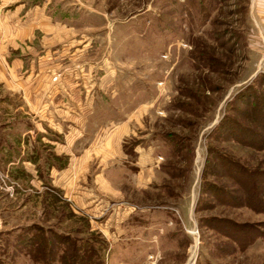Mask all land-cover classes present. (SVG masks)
Returning a JSON list of instances; mask_svg holds the SVG:
<instances>
[{
  "label": "rangeland",
  "instance_id": "obj_1",
  "mask_svg": "<svg viewBox=\"0 0 264 264\" xmlns=\"http://www.w3.org/2000/svg\"><path fill=\"white\" fill-rule=\"evenodd\" d=\"M54 5L57 17L99 23L88 29L98 38L87 54L73 51L43 67H56L53 81L64 72L100 86L102 106L90 113L89 136L121 120L131 130L119 141L124 157L105 162L108 191L95 201L105 203L92 212L75 208L48 180L45 163L59 166L63 157L51 160L41 146L54 132L44 124L41 131L39 109L27 108L18 91L24 66L5 72L12 55L23 62L31 55L10 46V57L0 58V264H264V0ZM225 117L253 138L216 129ZM135 149L150 158H142V169H150L138 177ZM215 152L257 171L260 209L204 192L210 181L245 198ZM87 162L89 179L98 157ZM232 223L239 230L225 226ZM251 232L258 235L243 249L228 236Z\"/></svg>",
  "mask_w": 264,
  "mask_h": 264
},
{
  "label": "crops",
  "instance_id": "obj_2",
  "mask_svg": "<svg viewBox=\"0 0 264 264\" xmlns=\"http://www.w3.org/2000/svg\"><path fill=\"white\" fill-rule=\"evenodd\" d=\"M55 1L0 0V43L4 44L1 47L0 58L10 57L11 47L13 51L16 49L31 55L28 62H23L20 55H12L10 63L12 67L8 65L5 72L9 74L15 70V66L17 68L24 66L21 72L25 73V76L23 80L21 77L18 78L17 84L20 87L18 91H22L27 108L39 109L37 121L39 125L41 124V131L47 129L42 124L53 128L55 139L49 138L50 145L41 144L42 148L46 147L44 152L48 157L51 156V160L63 157L59 166L50 160L45 163L51 186L60 189L62 195L71 200L75 208H89L92 212L101 207L99 204L105 203L100 199L97 200V204L95 202L99 197L96 193L105 194V190L108 191L106 187L109 186V181L105 176L107 168L105 162L124 157L119 141L122 135L130 132L128 125L130 122L125 120L113 122L106 134L99 136L96 128L92 136H89L87 130L90 125V113L94 110L98 112V108L102 106L97 90L100 86L93 85L94 82L89 83L86 76L76 81L65 78L64 72L53 81L51 75L55 72L52 73L50 70L54 67H43L47 59L56 61L54 64L58 65L57 60L73 51L77 52L76 55L79 57L87 54L88 44L98 38L89 35L88 29L99 27V23H85L81 22V19L74 22L67 17H57ZM74 28L82 30L78 34H73ZM35 58L38 59L36 62H39L37 68L34 65ZM36 130L39 129L36 127ZM37 134H39L36 136L37 139H44L43 133ZM22 140L21 137L18 142L20 145ZM37 151L38 148L35 149V152ZM135 151L137 159L134 164L138 168L136 175L138 177L143 172L148 173L150 169V167L142 169V158L146 157L145 163L150 161V158L142 153L144 150ZM92 154L98 157V165L95 168L96 172L88 179L87 161ZM39 160L36 159L34 163ZM25 163L29 164V161ZM30 181L31 178L25 182ZM34 181L40 183L39 180Z\"/></svg>",
  "mask_w": 264,
  "mask_h": 264
},
{
  "label": "trees",
  "instance_id": "obj_3",
  "mask_svg": "<svg viewBox=\"0 0 264 264\" xmlns=\"http://www.w3.org/2000/svg\"><path fill=\"white\" fill-rule=\"evenodd\" d=\"M245 103H246V100H245ZM216 129H219V130L222 129L224 131L223 133L231 134L233 138H236V139L239 138V140H241V138L243 140H251V138H253V132L249 130V128H246V127L244 128L242 125H240L238 122H236L231 117H225L222 121H219L216 126ZM250 143H252V141ZM213 156L215 157L214 159H220L223 162L222 165L224 166L225 171L229 174L228 176L233 180L234 184L239 186L242 193H244V196L246 199L244 198L242 201L240 197L231 196L229 192H226L222 187L215 185L213 182H210V181L209 182L206 181L203 183L204 192L205 191L212 192L213 194L217 195V197H219L220 199L222 198L221 200H224V202L230 206L246 205V206H249L250 208L253 207L256 209H260L259 207H261L263 203H261V198L258 196L259 192L257 190V187H255L252 181V179L255 178L256 176L255 173L257 171L244 168L241 164L227 157L225 154L215 152ZM209 163H210L209 167L215 164L213 160L210 161ZM54 198L56 199V197ZM198 207L202 208L201 206H198ZM214 219H216L215 222L223 221L217 218H214ZM214 219L211 218V221L212 220L214 221ZM225 226L233 230H239L237 229L238 227L234 223L226 224ZM212 228H215V227L213 226ZM250 230H254V229H250ZM241 234L242 235H239V237H236L230 234L228 235L230 239L233 240L234 243L240 249H243L247 245H249L253 241L254 237L258 235L252 232L250 234L249 233L248 234L241 233ZM202 264H209V263L204 262Z\"/></svg>",
  "mask_w": 264,
  "mask_h": 264
}]
</instances>
